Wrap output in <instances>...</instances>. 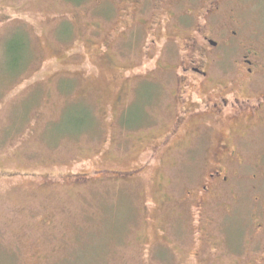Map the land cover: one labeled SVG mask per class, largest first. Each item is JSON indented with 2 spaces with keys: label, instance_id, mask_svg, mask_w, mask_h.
<instances>
[{
  "label": "rangeland",
  "instance_id": "374dc122",
  "mask_svg": "<svg viewBox=\"0 0 264 264\" xmlns=\"http://www.w3.org/2000/svg\"><path fill=\"white\" fill-rule=\"evenodd\" d=\"M91 12L111 10L0 0V264H264V127L237 139L231 185L201 212L185 191L230 125L207 116L198 138L188 120L151 160L177 110L174 76L163 74L180 61L146 58L143 37L134 59L104 52L114 25Z\"/></svg>",
  "mask_w": 264,
  "mask_h": 264
},
{
  "label": "flooded vegetation",
  "instance_id": "af4514ba",
  "mask_svg": "<svg viewBox=\"0 0 264 264\" xmlns=\"http://www.w3.org/2000/svg\"><path fill=\"white\" fill-rule=\"evenodd\" d=\"M95 4H106L111 12L89 15L105 29L114 25L102 36L104 52L115 47L121 60L134 59L143 37L146 58L159 64L180 61L179 71L163 74L174 76L177 110L170 130L151 146V160H161L157 154L170 150L184 135L188 120L194 129L187 134L198 138L211 127L209 121L202 124L207 116L213 117L212 122L230 125L217 138L206 175L192 179L185 191L192 205L205 211L231 185L235 169L229 164L236 160L241 164L237 139L253 127H264V0H95ZM70 20H77L76 11ZM149 51L153 56L149 57ZM144 73L136 72V77ZM151 73L146 74L149 85L154 83ZM129 75L134 76V71ZM239 124L244 125L245 133L238 129ZM145 167L128 171L138 174ZM257 226L260 229L261 223Z\"/></svg>",
  "mask_w": 264,
  "mask_h": 264
}]
</instances>
